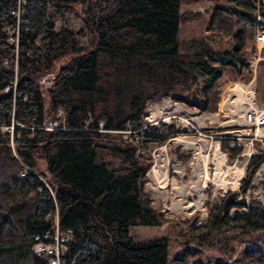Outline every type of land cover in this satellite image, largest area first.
Returning a JSON list of instances; mask_svg holds the SVG:
<instances>
[{"label": "trees", "instance_id": "trees-1", "mask_svg": "<svg viewBox=\"0 0 264 264\" xmlns=\"http://www.w3.org/2000/svg\"><path fill=\"white\" fill-rule=\"evenodd\" d=\"M184 2L25 0L15 70L5 59L17 0H0V264H49L33 245L52 240L56 226L69 234L62 264H167V236L136 240L130 233V225L164 222L185 225L179 258L192 253L194 242L215 244L226 255L211 264H264V203L245 197L263 149L248 156L238 187L219 195L204 221L197 213L176 221L145 190L151 159L139 149L174 135L173 126L145 123L148 104L170 97L214 110L224 72L242 73L244 47L264 17V0L218 1L207 27L229 34L231 44L201 39L182 51ZM50 8L74 10L85 29L55 27ZM12 111L19 123L11 137L1 125ZM218 140L230 159L241 152L237 137ZM175 154L188 155L181 148Z\"/></svg>", "mask_w": 264, "mask_h": 264}, {"label": "rangeland", "instance_id": "rangeland-1", "mask_svg": "<svg viewBox=\"0 0 264 264\" xmlns=\"http://www.w3.org/2000/svg\"><path fill=\"white\" fill-rule=\"evenodd\" d=\"M218 1L222 2L223 0H185L182 8L189 13L179 24L178 37L180 39V50L189 51L193 49L195 44L201 39H205L203 41H207L214 47L228 46L231 44L232 39L229 34L214 32L207 27L212 8ZM49 13L54 20L55 27L67 25L75 30L85 29L84 21L72 9L50 8ZM89 39L90 34L88 32H85V34L81 36V42L84 44H86ZM253 42L254 38L248 40L246 45ZM261 56L264 57V49L261 50ZM260 66H262L263 70L264 64ZM249 74L250 71L247 69V66L239 75H237V73L234 74L232 68L228 67L227 71L224 72L223 79L218 87L219 99L217 100L216 108L214 110L199 111L196 107L188 106L183 101L175 100L170 97L163 98L160 101H153L147 106L146 115L144 116L145 123L148 125H164L165 127L173 126L174 135L170 136L162 143L146 142L139 149V152L142 155L151 159V165L146 171V176L148 178L145 183V190L151 195L154 204L162 209L167 216L175 218L176 221H181L195 213L198 214L199 221H204L207 216L208 207L211 204L216 203L219 200V195L223 194L226 189L235 188L239 184L241 178L245 176L247 154L244 153L240 156L236 155L234 158L230 159L227 154L220 149V142L218 140L220 136L238 135L236 134V129L244 127V125L241 126L227 122L225 117L216 113V111L221 108V101L225 98L226 90L233 84L234 80H237L238 78H247L250 76ZM261 80L263 81H260L257 85L259 87L256 90V97L259 102L263 103L264 75L261 76ZM155 106H161L162 111L154 113L153 107ZM205 128H209L210 130L204 131ZM123 135H126V133L123 132ZM238 136V140L241 143L244 144L245 142L246 144H249V135L243 134ZM192 137H199L208 140L213 144L218 143L220 151L226 158L222 163L221 169L226 173L225 179L230 181L229 185H225V187H216L211 180L207 182L203 190L205 194L202 206L203 209H193L190 203L186 206V202L191 198L194 200L198 198L197 193L193 192L194 194L192 196L190 195L191 197L189 199H185L183 198L182 192L181 195L179 194L180 196H176V192L173 189L176 186L188 187V184L190 185L194 180H197L194 165L192 166L193 152L192 150L187 149L182 143V140ZM178 148L186 151L188 155L183 157L177 156L175 151ZM208 165L209 171L213 173L214 165L212 163H208ZM153 166H155L160 173V177H162V183L159 184L160 186L153 178ZM230 169H233L235 172L242 170L239 181L235 184L233 178H231L233 176V171H229ZM259 171L264 175V161L260 165ZM257 176H259L258 173ZM187 187H185V190H187ZM187 194H192V190L188 189ZM250 196L258 197L261 201L264 200L263 176L257 177L256 184L246 192L245 197L248 198ZM178 203L180 208L177 206ZM176 223L171 224L170 222H164L157 226L150 224H134L130 225V233L136 240H144L158 235L167 236L169 249V259L167 264H191L193 260H200L204 264H211L213 260L219 257L226 258V255L222 253L215 244L208 245L207 243H203L202 245H199L194 242H191L193 246L192 253H187L186 255H183L182 258L177 257L178 251H180L185 245V243H183L184 241H182L184 238L179 226L185 227V225H177ZM219 234V231L212 234V243L217 244ZM245 244L246 243H241L240 246L238 245V248L240 249V247Z\"/></svg>", "mask_w": 264, "mask_h": 264}, {"label": "built area", "instance_id": "built-area-1", "mask_svg": "<svg viewBox=\"0 0 264 264\" xmlns=\"http://www.w3.org/2000/svg\"><path fill=\"white\" fill-rule=\"evenodd\" d=\"M24 3L25 0H17V7L12 10L15 21L11 26V32L7 36V40L11 44V55L9 58H6L5 61H12L14 63L15 70H17L18 52L20 47L19 26L21 21L24 20L21 5ZM40 37L41 36H38L37 39H39ZM253 38L254 42L249 43L245 46V51L247 54V69L250 71V78H238L237 80H234L233 84L226 90L225 98H223V102L220 105L221 108L216 111V113L224 116L227 122L241 126L244 125V127L236 129V134L249 135V144H246L245 142L243 144L238 140L242 144V149L237 156H240L244 153L249 156L258 148L264 150V106L258 103L255 92L257 66L259 60L263 58L261 56V50L264 49V26L262 22L257 21V23L255 24V32ZM12 83L13 85H15L16 76L12 80ZM57 115L64 117V111L62 108L57 109ZM18 123L19 121L14 119L12 111L10 123L1 125V129L3 131L9 132L10 136L12 137L14 128ZM238 135L232 136H235L238 139ZM255 140L259 141L258 146H256V144L254 143ZM259 167L255 170L252 176L253 186L254 184H256L257 177H264V175L260 173ZM24 172L25 170L22 169L21 173L23 174ZM257 173L259 174V176H257ZM237 187L238 185L235 188ZM252 187H248L246 192ZM262 202L264 203V200ZM52 237L53 238L50 241H36L33 245V248L37 252L47 255L49 257V264H62L63 253L66 250L65 240L69 238V234L60 231L56 226Z\"/></svg>", "mask_w": 264, "mask_h": 264}, {"label": "bare ground", "instance_id": "bare-ground-1", "mask_svg": "<svg viewBox=\"0 0 264 264\" xmlns=\"http://www.w3.org/2000/svg\"><path fill=\"white\" fill-rule=\"evenodd\" d=\"M153 111L154 113H158L162 111V107L155 106L153 107ZM182 143L187 149L192 150L193 152L192 166L194 165L197 180H194V182L190 185L188 184L189 188L187 186H178L177 190L180 195L182 192L183 198L185 199H189L194 193H197L198 198L195 200L191 198L186 202V206L188 203H190L193 209H203V199L205 198L203 190L209 180H211L216 187H225V185H229L230 183V181L225 179L226 173H224L221 169L222 163L226 160V158L225 155L220 151L218 143L213 144L212 142L199 137H192L186 140H182ZM208 163H212L214 165L213 173L209 171ZM231 170L233 171V176L231 178H233V182L235 184L237 183V181H239L242 170L235 172L233 169H230L229 171ZM152 171L153 178L159 185L160 183H162V177H160V173L155 168V166L152 167ZM185 187H187V190H192V194H187V190H185Z\"/></svg>", "mask_w": 264, "mask_h": 264}, {"label": "crops", "instance_id": "crops-1", "mask_svg": "<svg viewBox=\"0 0 264 264\" xmlns=\"http://www.w3.org/2000/svg\"><path fill=\"white\" fill-rule=\"evenodd\" d=\"M264 64V57L263 58H261L260 60H259V62H258V66H257V72H256V83H255V92H256V90H257V83H259L260 81L262 82L263 80H261V76H263L264 75V73H263V70H262V66H260V65H263ZM260 70H261V76H259L258 77V74H259V72H260ZM250 75V74H249ZM250 78V76H248L247 78H245V79H249ZM256 95H257V93H256ZM257 98V97H256ZM258 101V100H257ZM263 101V103H261V102H259L258 101V103L260 104V105H262V106H264V100H262ZM223 102V100L221 101V103Z\"/></svg>", "mask_w": 264, "mask_h": 264}, {"label": "water", "instance_id": "water-1", "mask_svg": "<svg viewBox=\"0 0 264 264\" xmlns=\"http://www.w3.org/2000/svg\"><path fill=\"white\" fill-rule=\"evenodd\" d=\"M259 19H260V21L264 22V17L263 16H260Z\"/></svg>", "mask_w": 264, "mask_h": 264}]
</instances>
